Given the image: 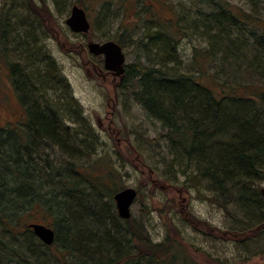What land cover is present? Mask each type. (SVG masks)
Instances as JSON below:
<instances>
[{
    "label": "rangeland",
    "instance_id": "374dc122",
    "mask_svg": "<svg viewBox=\"0 0 264 264\" xmlns=\"http://www.w3.org/2000/svg\"><path fill=\"white\" fill-rule=\"evenodd\" d=\"M74 5L87 15L91 24L87 34H74L65 24ZM229 8L248 12L242 13L246 17L226 14ZM221 16L230 23L235 21L231 16L240 17L247 24L239 23L240 29L227 22L216 27L212 21ZM225 23L229 27H223ZM170 24L178 34L170 35L172 41L162 47L157 32H167ZM107 41H119L126 67L156 68L164 62V72L193 74L218 96L247 97L252 107L264 103V0H0V54L30 83L36 82L32 97L56 110L64 139L70 143L66 151L71 153L63 154L59 146L48 143L39 158L27 157L35 165L36 178L29 186L37 193L30 202L15 204L16 209L5 201L10 181L5 182L0 200V264H73L84 259L86 264L131 260L153 264L151 258L154 264H264V225L248 233L245 213L235 197L214 192L209 183L198 180L194 167H185L179 156L170 153L162 125L146 116L131 92L122 90V81L103 79L93 71L102 63L88 52L87 44ZM204 55L211 56L207 67ZM5 61H0L2 68ZM196 67L208 72L200 75ZM47 70L54 79L46 84ZM0 83L8 85L9 80L0 77ZM76 106L77 120L70 112ZM14 112L8 119L14 125L1 128L0 135L9 133L24 145L27 133L19 124L24 113L18 108ZM257 114L263 124L264 111ZM61 168L85 173L93 183H107L104 177H111L109 186H100V194L89 190L88 180L79 181L80 192L96 195L92 205L107 212L99 223L80 219L78 226L86 225L81 230L94 235V244L115 237L123 247L120 256L116 250L82 259L77 252L68 255L61 248L42 247L26 230L28 224L41 223L55 231L56 211L46 209L52 200L46 203L45 197L61 200L63 190L54 178ZM252 185L260 191L264 180ZM124 188L137 192L128 221H121L108 202L109 195ZM39 194L42 198L37 201ZM26 243L31 253L26 252Z\"/></svg>",
    "mask_w": 264,
    "mask_h": 264
},
{
    "label": "trees",
    "instance_id": "16d2710c",
    "mask_svg": "<svg viewBox=\"0 0 264 264\" xmlns=\"http://www.w3.org/2000/svg\"><path fill=\"white\" fill-rule=\"evenodd\" d=\"M238 16L246 17V14ZM223 17L221 16V20L214 18L213 24L220 27V23L227 22L237 25V28H239V23L247 24L245 19L240 17L231 16L235 19L231 23L230 19ZM228 24L221 25L229 27ZM170 25L171 27L168 25L167 32H157L159 35L156 37L157 41L160 37L163 38L159 41L162 47L165 45L167 47L172 41L170 35L178 34L177 30L173 33V24ZM234 25L231 26L235 28ZM171 49L173 48L171 47ZM210 62L211 56L204 55L205 67ZM163 65H165L164 62L161 67L156 68L150 66L126 67L122 90L125 93L131 92L145 111L146 116L162 125L166 132L163 136L166 147L171 154L179 156L181 161L185 162V167L195 168V176L198 180H205L214 192L235 197V203L245 213L248 233L256 226L264 225L262 211L264 201L260 192L252 185L253 181L256 183L264 180V123L261 124L262 121L257 119V113L264 111V103L256 102L252 107V104L248 103L247 97L225 94L218 96L206 81L199 80L193 74L177 76L164 72ZM196 68L200 75L208 72L207 70L203 71L200 67ZM45 73V83L47 84L54 79V76L49 70ZM17 79V89L23 97L28 99L26 126L22 128L27 133L25 144H18L9 133L0 135V200L3 198L2 191L7 186L5 182L9 179L10 189L5 201L10 200L11 204H14L11 206L13 209H16L15 204L17 203L23 204L25 200L30 202L37 193L36 188H30L32 183V187L34 186L36 180L32 176L35 165L27 157L38 156L43 146L48 143L59 146L63 154H71L66 151L69 149L70 143L64 139L61 124L57 121L56 110L49 108L46 104L39 103L38 99L32 97V87L36 86V82L30 83L24 76H19ZM248 110L252 112L249 113L250 115L247 114ZM70 112L75 114L74 118L77 120L80 115L79 107L76 106V111L70 110ZM55 174L54 178L58 179L63 196L61 200L55 196L50 200L45 197L46 203L52 200V204H48L46 209H54L57 216L54 221L55 242L51 247L61 248V251L68 255L72 252L80 253L83 256L82 259L90 255L100 257L110 255L116 250V254L122 251L123 247L118 245L120 241L115 237L110 235L111 237L108 236L107 241L94 244L91 241L94 235L81 230L86 225L78 226L81 222L80 219H86V221L91 219L99 223L102 215L104 219L106 217L103 213L106 211L105 209L99 207L100 211L92 205L96 195H89L84 189H81L83 194L80 192L78 187L81 183L79 181L88 180L89 190L100 194V186H109L111 177L108 175L104 177L106 181L108 180L107 183L104 181L93 183L87 178V174L84 173L85 176L80 172L67 173V169L64 168L59 169ZM116 192L108 196L109 204H113L112 198ZM85 195L89 196L85 197ZM41 198L39 194L37 201ZM95 209L99 211V214L95 213ZM87 216L91 217L86 218ZM88 228L89 226H87ZM79 233H83L84 237L79 238ZM69 237L73 241L69 240ZM32 243L36 247L37 244L34 241ZM25 245L26 252L31 253L30 244L26 243ZM157 247L159 248L160 245ZM157 247H154L153 252ZM120 255L121 253H118V256ZM18 257L21 263H25L23 254ZM38 257H35L36 261ZM171 258L174 259L176 256L173 255ZM151 259L154 264V258ZM132 262L131 260L129 264H133ZM73 264L86 263L84 259L81 263L74 261Z\"/></svg>",
    "mask_w": 264,
    "mask_h": 264
},
{
    "label": "water",
    "instance_id": "95a60500",
    "mask_svg": "<svg viewBox=\"0 0 264 264\" xmlns=\"http://www.w3.org/2000/svg\"><path fill=\"white\" fill-rule=\"evenodd\" d=\"M65 24L69 30L75 34H87L90 29V23L84 10L76 5L71 8ZM87 50L93 56H102L103 68L119 78V80H122L125 72V56L122 48L117 43L113 41H107L104 43L90 42L87 44ZM259 192L264 201V188L260 189ZM136 194L137 193L134 189L124 188L119 190L113 196L115 209L121 220L130 219V208L134 203ZM28 228L43 245L51 246L54 243L55 232L52 228L42 224H30Z\"/></svg>",
    "mask_w": 264,
    "mask_h": 264
},
{
    "label": "flooded vegetation",
    "instance_id": "af4514ba",
    "mask_svg": "<svg viewBox=\"0 0 264 264\" xmlns=\"http://www.w3.org/2000/svg\"><path fill=\"white\" fill-rule=\"evenodd\" d=\"M220 10V9H218ZM248 12L247 10H241V9H230L226 12V14H242ZM224 12V11H223ZM229 12V13H228ZM101 60V63L103 62L102 57L98 56ZM0 61L4 62L5 58L2 57L0 54ZM103 70L104 75H101V71ZM93 71L97 74L100 75L103 79L107 78L108 76H111L113 78V81H116V77L111 73L107 72L103 68V63H102V68H98L96 66H93ZM19 76H26L23 71L21 70L20 72L18 69H15L14 65L7 64L5 61V68L0 66V77H6L9 80V84L7 85L6 83H0V123L3 122L2 125H0V130L1 128L7 129L10 125L13 126L14 124L10 122L8 119L12 118L15 114L14 111H16V108L19 109L21 113H24V120L19 123L21 127L26 126V115L28 112V102L27 98L23 97L19 90L16 87V82L17 78ZM14 78V79H13ZM121 82V81H120ZM31 224H41V223H31ZM30 224H28L26 227V230L32 231L28 228ZM22 232V231H21ZM33 235V233H32ZM34 236V235H33ZM35 237V236H34ZM35 239L40 243V245L43 247H46L41 243V241L35 237ZM51 247V246H50ZM49 248V247H48Z\"/></svg>",
    "mask_w": 264,
    "mask_h": 264
},
{
    "label": "bare ground",
    "instance_id": "6f19581e",
    "mask_svg": "<svg viewBox=\"0 0 264 264\" xmlns=\"http://www.w3.org/2000/svg\"><path fill=\"white\" fill-rule=\"evenodd\" d=\"M27 102H28V99H27Z\"/></svg>",
    "mask_w": 264,
    "mask_h": 264
}]
</instances>
